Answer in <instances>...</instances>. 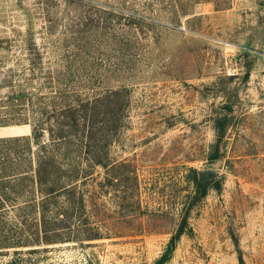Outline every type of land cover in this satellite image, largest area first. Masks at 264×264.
Wrapping results in <instances>:
<instances>
[{
  "label": "rangeland",
  "instance_id": "1",
  "mask_svg": "<svg viewBox=\"0 0 264 264\" xmlns=\"http://www.w3.org/2000/svg\"><path fill=\"white\" fill-rule=\"evenodd\" d=\"M112 90L103 158L122 165L45 228L37 190L3 183L0 264L151 263L180 224L165 264H264V0H0V182L30 172L33 139L1 138L31 136L47 97ZM193 169L221 188L194 200ZM84 223L102 237L78 240Z\"/></svg>",
  "mask_w": 264,
  "mask_h": 264
},
{
  "label": "trees",
  "instance_id": "2",
  "mask_svg": "<svg viewBox=\"0 0 264 264\" xmlns=\"http://www.w3.org/2000/svg\"><path fill=\"white\" fill-rule=\"evenodd\" d=\"M117 103V90L109 91L91 102L87 99L79 104L68 96L60 97L53 94L42 104L40 117L30 122L31 136L1 138V140L20 138L26 141L33 139L36 143L34 157L27 158L29 162L31 158L30 172L7 178L0 182V186L6 183L12 188L21 184L34 187L39 193L40 200L38 205L32 206L41 216L44 228L50 222L56 226L58 223L63 224L74 214L78 217L85 214L89 201L85 192L89 184L87 179L93 175L91 170L95 166L107 168L110 165L112 170H117L122 165L120 162H107L103 158L107 156L111 137L118 128L116 122L120 115L117 110L110 107ZM103 106L106 108L103 109ZM110 122L113 124L107 127ZM8 123H11V120L2 124ZM225 129L224 118H216L214 126L216 140L212 144L214 151L208 158L218 157L219 144L224 137ZM45 132L48 134L47 141L40 139ZM192 172L194 200L205 196L210 188L216 190L221 188V179L216 177L213 171L193 169ZM60 199L62 203L59 204ZM82 225L87 230L84 232L85 237L78 240L102 237L98 230L89 228V224ZM182 233L183 227L180 224L163 252L154 261L146 264H165Z\"/></svg>",
  "mask_w": 264,
  "mask_h": 264
}]
</instances>
